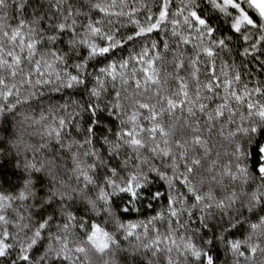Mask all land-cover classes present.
<instances>
[{"label":"snow or ice","instance_id":"obj_1","mask_svg":"<svg viewBox=\"0 0 264 264\" xmlns=\"http://www.w3.org/2000/svg\"><path fill=\"white\" fill-rule=\"evenodd\" d=\"M0 264H264V0H0Z\"/></svg>","mask_w":264,"mask_h":264}]
</instances>
